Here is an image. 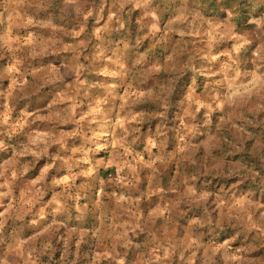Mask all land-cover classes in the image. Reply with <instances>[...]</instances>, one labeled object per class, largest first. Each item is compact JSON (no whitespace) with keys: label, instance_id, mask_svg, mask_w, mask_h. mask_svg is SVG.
<instances>
[{"label":"rangeland","instance_id":"374dc122","mask_svg":"<svg viewBox=\"0 0 264 264\" xmlns=\"http://www.w3.org/2000/svg\"><path fill=\"white\" fill-rule=\"evenodd\" d=\"M243 8L254 34L188 0H0V264H264V0Z\"/></svg>","mask_w":264,"mask_h":264},{"label":"trees","instance_id":"16d2710c","mask_svg":"<svg viewBox=\"0 0 264 264\" xmlns=\"http://www.w3.org/2000/svg\"><path fill=\"white\" fill-rule=\"evenodd\" d=\"M188 2L195 7H199L200 9L207 11L209 14H214L216 12L221 13L222 9H229L230 8V9H232L233 13L235 14V17L233 18V20L236 23V32L237 33L245 35V34H254V32H255L254 23H250V22L246 21V18H244V16L242 15L245 0H231L230 2H226V0H188ZM173 12L176 13V8H173ZM128 16H129V14H127V15L122 14V16H121L122 20L126 21V18H128ZM121 32L126 33L124 28L121 29ZM119 38H123V37H119ZM109 173L110 172L107 171L105 173V176H107ZM59 250L57 247V251H56V255H55L56 257L54 258L55 264H72L70 261L71 260L70 257L63 258V255L60 253L61 249H59ZM263 256H264V254H263ZM61 258H62V260H60Z\"/></svg>","mask_w":264,"mask_h":264},{"label":"crops","instance_id":"0c3cea01","mask_svg":"<svg viewBox=\"0 0 264 264\" xmlns=\"http://www.w3.org/2000/svg\"><path fill=\"white\" fill-rule=\"evenodd\" d=\"M115 223L116 225L114 227H112V225L110 226V224H104L103 226L98 227L96 230L98 234V238L105 239L104 241H99V243L97 244V248H98V259L97 260L101 262L117 261L118 256L117 254L115 255L116 250L112 251V248H118L117 243L119 244L121 240L126 239V237L117 236V230H116L117 225H118L117 220L115 221ZM112 231L115 233L113 234ZM135 232L136 231L134 230V233ZM139 232L140 234L143 233V229H140ZM108 238H110V240ZM133 240H136V242L134 243V255H136V257H144L146 254L148 255V258H154L157 256V252H153V249L147 252V248H150L151 245L153 246L156 245L155 239H149V237L146 235L144 237L139 235V237Z\"/></svg>","mask_w":264,"mask_h":264}]
</instances>
